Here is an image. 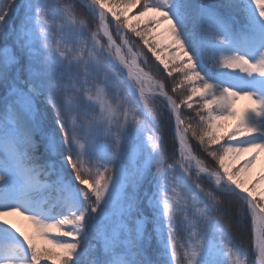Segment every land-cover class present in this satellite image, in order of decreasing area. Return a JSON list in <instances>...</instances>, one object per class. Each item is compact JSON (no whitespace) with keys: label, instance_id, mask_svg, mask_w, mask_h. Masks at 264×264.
Wrapping results in <instances>:
<instances>
[{"label":"snow or ice","instance_id":"1","mask_svg":"<svg viewBox=\"0 0 264 264\" xmlns=\"http://www.w3.org/2000/svg\"><path fill=\"white\" fill-rule=\"evenodd\" d=\"M0 264H264V0H0Z\"/></svg>","mask_w":264,"mask_h":264},{"label":"rangeland","instance_id":"2","mask_svg":"<svg viewBox=\"0 0 264 264\" xmlns=\"http://www.w3.org/2000/svg\"><path fill=\"white\" fill-rule=\"evenodd\" d=\"M245 103H246L245 101H240V102H238V104H237V108H241V107H243Z\"/></svg>","mask_w":264,"mask_h":264}]
</instances>
